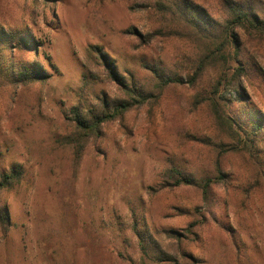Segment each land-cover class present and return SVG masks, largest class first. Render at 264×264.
Returning a JSON list of instances; mask_svg holds the SVG:
<instances>
[{
	"label": "rangeland",
	"instance_id": "obj_1",
	"mask_svg": "<svg viewBox=\"0 0 264 264\" xmlns=\"http://www.w3.org/2000/svg\"><path fill=\"white\" fill-rule=\"evenodd\" d=\"M179 1L0 0V27L32 36L30 61L48 75L0 82V175L21 174L0 192V264H264V142L246 145L217 117H264V36L240 32L261 70L244 81V113L223 104L213 70L162 87L157 73L186 81L198 55ZM188 1L227 16L223 0ZM241 1L264 16V0ZM97 53L144 102L81 140L73 112L128 100ZM175 169L213 184L176 185Z\"/></svg>",
	"mask_w": 264,
	"mask_h": 264
},
{
	"label": "trees",
	"instance_id": "obj_2",
	"mask_svg": "<svg viewBox=\"0 0 264 264\" xmlns=\"http://www.w3.org/2000/svg\"><path fill=\"white\" fill-rule=\"evenodd\" d=\"M43 3L46 5L45 1ZM222 5L227 16L221 22H217L207 18L200 7L188 0L173 3L172 7H175L185 22L189 39L193 38L198 47V55L192 62L194 74L184 81L181 76L165 77L158 74L155 69L152 72L157 73V78L161 79V86L165 87L169 84L193 85L206 70H213L217 73V85H224L229 89L228 97L222 99L223 104L231 112L244 113L243 109L249 101L244 81H250L256 75H260L261 70L250 56H245L240 32L247 34L255 32L264 36V16L261 15L262 10L255 8L249 1L223 0ZM37 45L38 43L32 36L22 28L14 30L9 27H0V82L12 85L45 82L48 75L36 62L30 61V58H33L37 53ZM97 54L108 67L113 81H118L126 89L128 100L117 101L112 107L113 112L110 114L105 111L100 113L96 111L73 112V121L81 140L97 133L103 123L121 116L133 106L144 102L143 96L133 88L131 82L128 85L120 80L106 57L102 56L101 53ZM249 113L247 112V120L240 119L239 122L235 118L224 117L222 114H218L217 117L222 124L233 130L236 137L241 135L242 141L246 145L263 143L264 117ZM174 174L176 185L197 186L203 192H206L213 184L209 178L200 181L194 178H186L176 169ZM218 175L223 176V174ZM219 176L217 179L221 180L222 178ZM20 181L21 174L15 171L1 174L0 192L13 188ZM6 214L5 211L0 214V221L3 223L6 222ZM139 239L143 253L156 251L159 255H163L157 244L151 245L144 243L141 238Z\"/></svg>",
	"mask_w": 264,
	"mask_h": 264
}]
</instances>
